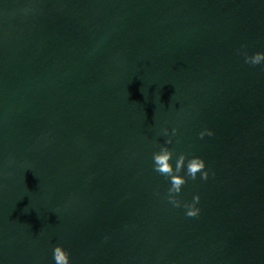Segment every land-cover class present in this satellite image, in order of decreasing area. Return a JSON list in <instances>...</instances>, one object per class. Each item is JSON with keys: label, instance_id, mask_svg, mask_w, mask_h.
Returning a JSON list of instances; mask_svg holds the SVG:
<instances>
[{"label": "water", "instance_id": "obj_1", "mask_svg": "<svg viewBox=\"0 0 264 264\" xmlns=\"http://www.w3.org/2000/svg\"><path fill=\"white\" fill-rule=\"evenodd\" d=\"M258 51L264 0H0V264H264Z\"/></svg>", "mask_w": 264, "mask_h": 264}, {"label": "clouds", "instance_id": "obj_2", "mask_svg": "<svg viewBox=\"0 0 264 264\" xmlns=\"http://www.w3.org/2000/svg\"><path fill=\"white\" fill-rule=\"evenodd\" d=\"M264 62V51H258L253 55L245 53V63L250 65H259ZM178 129H172V134ZM212 129H205L199 135L202 139L205 135H213ZM164 135L168 136V130H164ZM172 143V137L168 136L165 144L159 151L153 153V170L160 175L168 178L170 187L167 190V200L174 207L183 206L186 209L185 215L188 217H197L201 209L197 206L201 200V196L197 193L190 202H184L180 199L183 186L189 179L196 180L199 175L201 180L209 178V171L206 169V160L198 155L189 158L188 153L184 152L179 155L173 164L174 151L168 147ZM187 161V163H186ZM183 173V174H182ZM71 253L63 244H58L53 249L54 264H70Z\"/></svg>", "mask_w": 264, "mask_h": 264}]
</instances>
